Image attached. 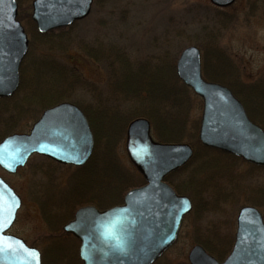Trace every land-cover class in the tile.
<instances>
[{
    "label": "water",
    "instance_id": "1",
    "mask_svg": "<svg viewBox=\"0 0 264 264\" xmlns=\"http://www.w3.org/2000/svg\"><path fill=\"white\" fill-rule=\"evenodd\" d=\"M227 7L235 0H210ZM31 19L40 34L71 26L91 12L93 0H33ZM17 0H0V98L11 97L20 85V65L29 47L25 29L17 20ZM201 53L195 46L182 50L176 73L201 97L203 109L198 132L200 142L264 166V130L247 116L228 86L206 81L201 73ZM145 118L127 127L125 148L130 162L145 184L129 190L123 203L104 210L79 207L63 231L79 240L82 264H153L176 241L191 200L164 181L193 156L187 143H160L150 134ZM93 135L81 109L68 101L47 108L26 133H14L0 141V169L14 174L33 154L63 165L82 166L93 152ZM7 250L0 264H41V253L9 233L20 196L0 177ZM235 241L222 261L201 245L188 251L190 264H264V220L257 208L242 207L237 215Z\"/></svg>",
    "mask_w": 264,
    "mask_h": 264
},
{
    "label": "trees",
    "instance_id": "2",
    "mask_svg": "<svg viewBox=\"0 0 264 264\" xmlns=\"http://www.w3.org/2000/svg\"><path fill=\"white\" fill-rule=\"evenodd\" d=\"M17 1L20 9L21 1ZM20 10L18 21L32 26L31 30L29 28L31 39L27 58L31 57L33 60L22 62L20 88L15 95L0 99V140L14 132H25L27 126L26 128L19 126L21 122L27 120V117L34 121L40 111L58 102L70 100L72 94L79 88L97 93L95 102L88 107L76 103L84 111L94 134V152L88 163L83 167L75 168L67 175L66 183H63L64 185L58 183V186L52 181L54 170L60 167L58 164L45 157L36 156L41 159V163L33 170V173H40L45 179L47 178L48 183L46 181L47 184L43 189L44 197H40L39 208L43 214L42 218L53 233L51 240L57 237L49 254L41 252L42 264H81L77 258L78 248H70L67 241L64 242L65 240L57 236L59 231L62 232V226L72 218L79 206L91 204L104 209L120 204L128 190L144 184L140 173L134 168L124 171L109 153L115 142L126 130L129 121L136 117H145L150 121L153 134L159 141H180L179 137L185 132L184 128L190 116L192 91L177 78L174 68L177 57L167 55L154 57L153 60L150 57L129 60L128 54L119 46L103 42L99 44L97 41L93 44L83 37H72L71 33L67 32L72 26L42 35L35 30L30 16L24 21ZM207 21L206 26L202 28L205 45L201 46L203 48L207 46V49H203L205 51L210 50L213 63L210 64V72H203L204 77L228 86L243 103L251 120L264 128V78L248 85L241 82L237 84L239 72L235 73L227 66L228 62L220 55L221 49L217 45L220 33L228 29L231 21L220 10L207 15ZM73 46L79 47L87 56L103 66L106 75L103 89L85 82L75 67L61 63L57 59L55 55L57 52H65ZM35 47L41 52L38 55ZM227 77L234 80L233 83L227 82L225 80ZM196 124L197 129L199 122ZM196 141L192 160L168 175L165 180L177 193L188 195L192 199L193 211L188 216H196L197 221L208 211L218 212L222 202L219 203L216 199L210 205L202 200L197 204L194 200L196 196H200L201 193L212 194L215 198H221V201L223 199V202L227 200V195L213 185L215 179L211 172L222 170L220 173L222 177L231 171L233 178L235 175H240L250 180L256 172H263L264 168L247 164L248 169L243 173H234L237 162L245 163L242 159L206 148L198 139ZM219 157L226 159V163L219 162ZM197 161L198 167L182 179L186 170ZM229 162L232 168H225V165L218 166ZM216 166L218 167L214 169ZM248 194L253 200L250 204L257 206L258 200L264 198V180L256 186L253 193L251 191ZM88 195H92L90 201L87 200ZM52 198H58V201H50ZM55 206L59 207V211ZM218 236L215 240L208 236V238L197 237L194 241L201 244L217 259L222 260L228 255L231 244L227 246L230 240L226 234ZM163 258L161 257L154 264H170L163 262Z\"/></svg>",
    "mask_w": 264,
    "mask_h": 264
},
{
    "label": "rangeland",
    "instance_id": "3",
    "mask_svg": "<svg viewBox=\"0 0 264 264\" xmlns=\"http://www.w3.org/2000/svg\"><path fill=\"white\" fill-rule=\"evenodd\" d=\"M20 1L21 10L18 7V13L20 10L24 21H26L27 16H30V20L33 23L31 19V2L33 0ZM90 10L91 13L87 18L80 20L72 26V29L67 31L71 33L72 37L80 36L93 44L97 41L99 44L103 42L104 44L119 46L128 54L129 60L149 57L152 59L167 55L177 57L184 47L194 45L201 50L203 72H210L213 55L209 49L207 51L203 50L207 49V46H204V48L201 46L205 45L203 43L204 29L202 28L208 23L207 15L214 14L215 10H217L210 0H94ZM220 11L229 18L231 23L228 29L220 33L221 36L217 45L222 50H220V55L228 62L227 66L231 67L235 73L239 72L238 75L240 76L237 78V84L241 82L248 85L258 79H263L264 0H236L231 7L224 10L220 9ZM21 24L27 32L30 44L31 35L29 28L31 30L32 26L30 27V24L24 25L22 22ZM38 49L35 47L37 55L41 53ZM55 55L61 63L75 67L85 82L96 85L100 89L105 86L106 75L105 71H103L105 69L97 61L82 52L79 47L73 46L69 50L61 53L57 52ZM25 60L28 62L33 59L31 57L27 58L26 55L23 61L25 62ZM225 80L230 84L234 81L228 77ZM96 94L95 92L93 93V90L89 92L86 89L79 88L77 92L72 94L71 101L67 100L70 102L73 100L74 103L79 102L83 106L88 107L95 102ZM191 94L193 97L190 100L189 120L186 123V128H184L185 132L179 137L180 141H175V143H188L194 147L197 143L196 139H198L199 130V125L196 129V122L200 124L203 103L193 92ZM28 118L26 121L21 122L19 126L21 128H26L27 126L25 132L29 131L33 123ZM153 136L156 139L154 134ZM125 139L126 133L123 131L109 153L113 155L124 171H129L134 166L129 162L130 160L125 150ZM156 140L158 141V139ZM218 161L226 163L227 160L220 158ZM39 163H41V159L33 156L26 167H23L16 174H8L0 169V176L22 199V205L19 208L13 226L9 229V233L22 238L28 244L41 250V252L49 254L53 241L57 237L51 240L53 237H50L53 233H51L44 218H42L43 214L41 208H39L40 199L44 197L43 194L45 193H43L44 186L48 183L47 178L45 179L42 174L33 173ZM198 165V161L194 162L183 174L182 179L187 173L189 174L195 170ZM218 166L232 168L230 162L229 164H220ZM218 166L214 167V169ZM236 166L237 169L233 171L234 173H243L248 169L246 163L237 162ZM74 169L72 166L57 167L53 172L54 176L52 177L54 179L52 181L55 182V185L66 183L67 175ZM221 171L211 172L213 179H215L213 185H215L217 190H222L223 194L227 195V200L223 202V199L221 201V198H215L212 194L202 195L201 193L200 196H196L194 200L197 204L203 200L211 205L214 200L218 199L219 203L222 202V207L219 208L218 212L208 211L204 213L197 220L199 221L198 224H196V216L191 215L188 218L186 216L179 231L178 239L163 255V262L189 264L187 251L195 244L194 240L197 237L208 238L209 236L215 240L219 237L218 235L224 236L226 234L229 237L228 240H230L227 246H230V244L232 246L236 231L235 218L242 206L253 205L250 204L253 200L248 193L251 191L253 193L256 186L260 185V182L264 180V171L256 172L250 180L244 179L240 175H235V178H233L231 171L221 177ZM91 196L88 195V201H90ZM50 201L57 202L58 198H52ZM55 207L59 211V207ZM256 207L264 219V198L258 200ZM197 225L198 227H195ZM61 234L66 233L59 231L57 236L65 240L64 242L67 241L66 243L70 245V248H78L79 242L75 238Z\"/></svg>",
    "mask_w": 264,
    "mask_h": 264
},
{
    "label": "snow or ice",
    "instance_id": "4",
    "mask_svg": "<svg viewBox=\"0 0 264 264\" xmlns=\"http://www.w3.org/2000/svg\"><path fill=\"white\" fill-rule=\"evenodd\" d=\"M5 226L4 224V217H3V205L2 201H0V254L7 250L5 244V237L2 235V229Z\"/></svg>",
    "mask_w": 264,
    "mask_h": 264
},
{
    "label": "bare ground",
    "instance_id": "5",
    "mask_svg": "<svg viewBox=\"0 0 264 264\" xmlns=\"http://www.w3.org/2000/svg\"><path fill=\"white\" fill-rule=\"evenodd\" d=\"M153 130H151V132H152Z\"/></svg>",
    "mask_w": 264,
    "mask_h": 264
}]
</instances>
